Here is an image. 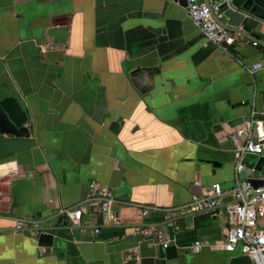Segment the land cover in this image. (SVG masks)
I'll return each mask as SVG.
<instances>
[{"label":"crops","instance_id":"1","mask_svg":"<svg viewBox=\"0 0 264 264\" xmlns=\"http://www.w3.org/2000/svg\"><path fill=\"white\" fill-rule=\"evenodd\" d=\"M149 4L0 0V98L19 100L36 142L0 159V264H252L239 247L223 250L229 225L218 211L187 223L191 213L143 209H179L212 184L233 187L231 134L249 120L251 98L257 110L264 101V46L242 38L224 50L204 39L186 5L170 2L159 23L145 16ZM54 28L66 31L64 43L48 37ZM91 182L111 193L114 224L86 206L81 222L98 232H56L63 243L49 256L15 232L19 219L72 226L59 211L86 202ZM175 218L178 229L157 245L137 231Z\"/></svg>","mask_w":264,"mask_h":264},{"label":"built area","instance_id":"2","mask_svg":"<svg viewBox=\"0 0 264 264\" xmlns=\"http://www.w3.org/2000/svg\"><path fill=\"white\" fill-rule=\"evenodd\" d=\"M186 1L187 14L191 23L208 42L224 50L237 46L243 37L220 27L215 22L211 11L216 14V5H211L210 10L204 0ZM210 1L207 0V2ZM245 68L252 75L261 68V64ZM231 140L235 145L236 163L235 181L230 190L223 191L221 185L215 183L205 188V193L202 195H193L191 202L183 208L167 210L144 207L143 216H146L149 211H162L166 216L168 213L171 217L180 213L218 211L226 218L229 225L223 250L232 253L236 247H239L241 253L249 257L252 264H264V186L254 187L248 180L239 178L243 169L241 162L247 155L252 154L264 160V101L260 112H255L253 108L250 119L234 129ZM89 187L91 192L86 202L78 208L61 209L59 215L69 220L71 224L77 225L86 213L84 208L88 206L90 213L104 216L106 221L114 224L115 221L110 216V207L114 202L111 193L96 182H91ZM34 225L33 220L19 219L16 220L15 230ZM137 231L150 240L155 234L152 229L138 228ZM97 232L98 230H95V233ZM170 242L171 239L166 236L162 247L167 248ZM201 246V243H195L192 250L197 251Z\"/></svg>","mask_w":264,"mask_h":264},{"label":"water","instance_id":"3","mask_svg":"<svg viewBox=\"0 0 264 264\" xmlns=\"http://www.w3.org/2000/svg\"><path fill=\"white\" fill-rule=\"evenodd\" d=\"M148 1L150 4L147 7L150 10L148 13H145V16L149 19L156 20L159 23H163L165 12L170 2L177 3L178 5L182 6H187L186 0ZM204 1L210 10L211 5L217 6L216 14H213V12L211 11V15L220 27L230 32L238 33L244 39L264 46L263 41L257 39L252 35L254 31L259 34H264V0H211L210 2H207V0ZM152 31L157 35L161 33L164 34L165 27L154 28L152 29ZM48 37L55 39L53 43H57V41H59V43L62 44L66 39V31L64 29L54 28L48 32ZM250 106L251 113L254 107L257 113L260 112L261 106H259L258 110L256 109L254 96L250 100ZM100 112V109H97L95 111V120L99 119ZM28 119L29 118L27 114L24 112L21 103L16 97L3 96L0 98V159L33 149L36 146V142L30 137V131L27 127ZM243 160L241 162L243 169L239 174V178L248 180L254 187L264 186V160L262 158L256 157L255 160H253V165H250V167L248 165L245 168L243 165L245 164L243 163ZM197 162L209 165L213 172L216 169L221 168L220 163L212 160L198 158ZM89 213L90 208L88 207L87 214ZM194 214L197 213H191L185 216L184 219L187 223L191 221V218ZM178 220L179 218H175L173 220L167 221L163 225H159L158 227H161V230L153 235L152 240H150L151 243L157 245L163 233H175L176 230L173 229L171 223L174 225ZM168 225H171L170 229L168 228ZM83 229H87L91 233L92 230H97V226H84V221L77 225L72 224V226H63L58 225V223L56 222L41 221L35 226L29 227L28 229L23 228L18 231L16 230L15 232H28L33 240L35 247L37 248V253L40 256H49L53 252H56L57 248L60 247L61 243H63V240L55 235L56 232L66 231L68 233H72L74 230Z\"/></svg>","mask_w":264,"mask_h":264},{"label":"trees","instance_id":"4","mask_svg":"<svg viewBox=\"0 0 264 264\" xmlns=\"http://www.w3.org/2000/svg\"><path fill=\"white\" fill-rule=\"evenodd\" d=\"M233 47H231L230 49H232Z\"/></svg>","mask_w":264,"mask_h":264}]
</instances>
